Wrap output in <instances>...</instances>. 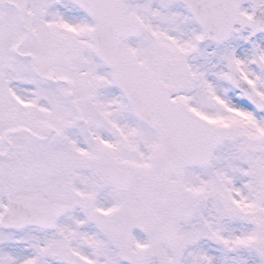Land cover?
Segmentation results:
<instances>
[{
	"label": "snow or ice",
	"instance_id": "obj_1",
	"mask_svg": "<svg viewBox=\"0 0 264 264\" xmlns=\"http://www.w3.org/2000/svg\"><path fill=\"white\" fill-rule=\"evenodd\" d=\"M0 264H264V0H0Z\"/></svg>",
	"mask_w": 264,
	"mask_h": 264
}]
</instances>
